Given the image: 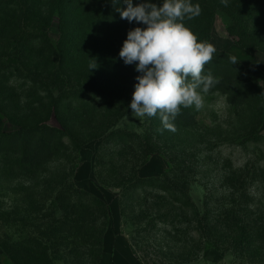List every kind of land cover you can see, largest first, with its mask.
Here are the masks:
<instances>
[{"label":"rangeland","instance_id":"1","mask_svg":"<svg viewBox=\"0 0 264 264\" xmlns=\"http://www.w3.org/2000/svg\"><path fill=\"white\" fill-rule=\"evenodd\" d=\"M210 1L216 14L210 35L200 40L217 51L205 71L215 68L213 77H220L228 60L219 53L236 56L258 80L260 96L228 102L219 87H212L202 93L200 110L181 108L187 113L172 121L174 132L163 129L159 114L133 115L130 103L141 75L136 67L115 69L92 44L78 51L74 45L85 33L83 26L70 28L62 40L57 11L41 40L21 18L0 34L3 130L40 120L64 134L45 139L37 165L27 172L0 159L1 264H15L3 241L29 238L38 242L40 264H181L174 262L189 258L192 250L190 224L161 219L165 207L150 196L160 193L146 189L150 195L144 202L141 186L132 188L135 176H184L199 206L210 196L215 201L227 195L226 176L258 179L249 184L250 195L239 199L250 202L254 218L264 217V0H228L227 6ZM38 43H50L56 53ZM92 64L97 67L91 69ZM54 70L65 88H77L82 103L49 108L45 90L54 83L49 74ZM14 75L21 76L16 84ZM8 167L14 171L7 173ZM234 200L227 196L226 208H241L237 196ZM172 223L185 233L176 235ZM262 231L257 224L248 244L251 231L242 230L235 249L226 233L223 247L187 264H264Z\"/></svg>","mask_w":264,"mask_h":264},{"label":"trees","instance_id":"2","mask_svg":"<svg viewBox=\"0 0 264 264\" xmlns=\"http://www.w3.org/2000/svg\"><path fill=\"white\" fill-rule=\"evenodd\" d=\"M162 2L163 0H132L133 6H137L140 3H155L157 6H161ZM191 3L200 5L201 14L191 20L185 18L183 23L194 32L198 41L201 42L200 39L207 38L210 35L216 7L210 0H191ZM237 4L239 3H233L232 6L241 8V5L237 6ZM126 7L125 0H116L115 4L113 0H0V34L12 26L15 18H21L23 23L25 22L23 27L26 29L27 26L41 40L51 21V14L53 11H57L60 16L59 27L62 33V40L63 36L67 37L69 35L68 31L70 28L74 29V27L83 26L85 33L83 32L82 37L76 36L77 42L74 45L78 51L85 52L92 44L96 52L106 56V60L110 61V64L115 69L122 71L126 68L136 67L135 63L126 65L120 58L119 52L123 42L127 39L128 32L139 27L136 21L129 22L126 19H121L117 8L123 10ZM232 11L235 13L234 10ZM236 16L238 17V15ZM23 36L24 34L21 39H25L26 35L24 38ZM36 46L45 47L52 55L56 53V48L50 43H38ZM59 47L62 48L63 52V44L59 43ZM68 48L69 46H67ZM219 55L227 59L228 63L223 66L225 68L219 77V83L212 89L219 87L222 91L221 93L228 98V102H232L234 99L245 101L247 97H253V95L260 96L258 80L240 62L232 65L229 59L230 56L222 52ZM60 59L61 57H59ZM8 67L11 66L8 65ZM207 68L208 66L205 65L203 75L211 72L214 76L213 70L215 68L206 72L205 69ZM231 72H237L239 75L231 76ZM49 74L54 77V83L45 90L50 109L57 111L62 102L69 101L72 104L83 102L84 98L78 93L79 91L76 87L65 88L64 84H61L63 81L59 79L56 70L49 72ZM11 77L8 75L5 79L9 80ZM15 77L17 75L13 76L16 84L21 76ZM27 81L34 82L35 80L30 79ZM27 81L26 83H28ZM26 83H23V85H26ZM210 92L213 93V91ZM186 113L185 111H180V114L175 119L186 115ZM55 114L57 115V112ZM190 119H192V116L189 117L188 115L186 120L191 121ZM2 124L3 119L0 116V159L4 160V164L10 162L17 169L24 172L29 171L30 167L37 165V159L44 150L45 139L52 133L64 136L60 129L42 123L40 120L31 124H19L17 129L11 131H4ZM5 169L7 173L14 171L13 167ZM246 177L226 176L223 184L229 188L227 195L223 196V199L215 201L210 200V196L208 199L206 198L201 206L193 200L189 192L188 180L184 176H169L162 172L161 175L152 177L135 176L131 182L132 188L141 186L140 195L144 196V202H147L145 198L150 195L146 189H151V192L157 190L160 193L150 196L157 198L155 200L157 203L154 202L153 204L164 206L166 209V211L164 209L162 216L159 215L161 219H172L171 221L173 222L178 221L176 223L190 224L189 232L191 231L192 238L190 257H181L174 262L187 264L199 258L204 251L211 248L219 250L223 247L226 233L229 234L228 236L231 238V245L234 249L240 244L239 239L242 230L247 228L251 231L249 236L251 243L248 242V244L254 242V229L257 224L264 226V217L254 218L255 214H252V209L249 206L250 202H243L239 199L250 195L249 184L251 181H258V179L249 177L248 180ZM261 182L264 183V179ZM121 183L120 180H117V184ZM227 196H230L231 201L234 203V198L237 196L236 204H238V208H241L237 210L226 208L224 201H226ZM228 201L230 202V200ZM98 203L102 204V200L99 199ZM245 210L248 212L243 213ZM172 227L176 235L185 233L180 227L177 228L174 223H172ZM261 234L262 239H264V231ZM24 240L3 241L1 246L15 264H40L41 251L38 242L33 238H29L27 243Z\"/></svg>","mask_w":264,"mask_h":264},{"label":"clouds","instance_id":"3","mask_svg":"<svg viewBox=\"0 0 264 264\" xmlns=\"http://www.w3.org/2000/svg\"><path fill=\"white\" fill-rule=\"evenodd\" d=\"M227 2L221 0L225 6ZM125 3V9L117 8L121 19L146 25L130 30L119 52L126 65L135 63L136 71L141 73L136 77L138 83L130 108L137 118L159 114L163 129L174 132L172 121L181 108L195 106L200 110L202 93H208L219 83V77L214 78L211 72L203 75L205 65L213 59L215 47L198 41L183 23L185 18L198 17L201 7L198 3L193 5L191 0H163L161 6L155 3L133 6L132 0ZM229 59L232 65L239 62L236 56ZM96 67V64L90 65L91 69Z\"/></svg>","mask_w":264,"mask_h":264},{"label":"crops","instance_id":"4","mask_svg":"<svg viewBox=\"0 0 264 264\" xmlns=\"http://www.w3.org/2000/svg\"><path fill=\"white\" fill-rule=\"evenodd\" d=\"M119 264V263H118ZM138 264V263H137Z\"/></svg>","mask_w":264,"mask_h":264}]
</instances>
